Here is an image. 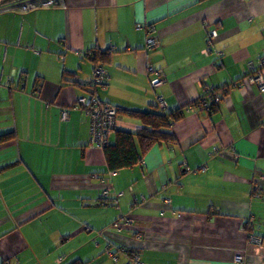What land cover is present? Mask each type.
Segmentation results:
<instances>
[{"label": "crops", "instance_id": "crops-1", "mask_svg": "<svg viewBox=\"0 0 264 264\" xmlns=\"http://www.w3.org/2000/svg\"><path fill=\"white\" fill-rule=\"evenodd\" d=\"M2 9L0 138L14 137L0 142V264H130L119 247L144 264H264V91L239 84L264 58V0ZM149 36L158 47L146 49ZM94 50L110 63L94 66ZM99 66L104 84L88 88ZM199 81L220 94L210 111L187 110ZM90 94L119 110L118 130L140 128L130 111L182 110L169 127L175 142L109 171L72 108Z\"/></svg>", "mask_w": 264, "mask_h": 264}, {"label": "built area", "instance_id": "built-area-1", "mask_svg": "<svg viewBox=\"0 0 264 264\" xmlns=\"http://www.w3.org/2000/svg\"><path fill=\"white\" fill-rule=\"evenodd\" d=\"M59 0H21L17 3L7 5L3 7L2 11H20L27 12L34 8L41 7H51L56 5ZM215 31H210L207 34L208 44L210 43V38L215 37ZM159 40L156 37L149 36L146 42V49H153L159 46ZM106 70L102 67H95L94 69V84H101L106 79ZM148 74H153L154 78L150 81L152 87H158L164 82V78L161 76V72L153 67L148 66ZM245 80L244 84L256 86L261 92L264 91V58L259 60V68L256 72L248 74L243 79ZM239 85V84H233ZM198 87L201 89V96L195 102V104L187 106V110L192 111L196 106L200 110L210 111L212 105H215L220 96L217 90L211 86L206 85L204 82L199 81ZM161 109L164 107V104L160 101ZM74 109H80L84 112L88 120V142L87 146L91 149L102 150L107 143V140L110 138L111 134L116 128L117 123V110L114 106L109 105L108 103L101 102L94 95H84L74 102L72 105ZM67 118L66 111H63L61 114V119L64 121ZM259 186H254V191L257 192ZM106 192H103L105 195ZM120 231V229H117ZM248 242L260 244V238L256 236H249ZM113 257V256H112ZM115 257V256H114ZM137 257H132V264H139ZM243 256H236L235 261H242Z\"/></svg>", "mask_w": 264, "mask_h": 264}, {"label": "trees", "instance_id": "trees-1", "mask_svg": "<svg viewBox=\"0 0 264 264\" xmlns=\"http://www.w3.org/2000/svg\"><path fill=\"white\" fill-rule=\"evenodd\" d=\"M19 1L21 0H7L5 3L1 4L0 6L3 8L7 5H10V4L12 5ZM58 2L56 4H58ZM15 12H18V11H15ZM88 58L94 64V66L106 65L110 63V55L107 52L103 53L98 50H94V51H91V54L88 55ZM243 79L239 83L241 84V86L245 85L244 84L245 80ZM103 84L104 83L94 84L93 80H91L90 83L87 84V86L88 88L89 87L94 88L97 85H103ZM94 94H90V95H94ZM100 101L104 102L102 100ZM116 110H117V117H118L119 110L117 108ZM128 114L139 119V121L141 122V126L135 132L118 130L115 128L110 138L107 140L106 145L102 149L105 163L109 171H120L123 169L133 168L142 162L144 156L155 145H159L162 143H165V144L174 143L175 138L169 132V127L172 122H174L175 120L179 119L182 116V110L178 109L173 112H164L163 110L153 111V112L130 111L128 112ZM13 137H14L13 134L4 135L3 137L0 138V142L11 140ZM106 195L107 193L103 195L101 200H99L100 201L99 205L109 204L105 197ZM116 249L117 251L118 250L123 251L124 254L129 256L130 264H132L131 258L134 256L137 257L138 259L137 261L139 262V264H144L140 260L138 253L136 251L132 249H125L122 247H119ZM115 254L116 253L112 255L115 256ZM69 264H86V263L76 260Z\"/></svg>", "mask_w": 264, "mask_h": 264}, {"label": "water", "instance_id": "water-1", "mask_svg": "<svg viewBox=\"0 0 264 264\" xmlns=\"http://www.w3.org/2000/svg\"><path fill=\"white\" fill-rule=\"evenodd\" d=\"M7 0H0V5L5 3Z\"/></svg>", "mask_w": 264, "mask_h": 264}, {"label": "rangeland", "instance_id": "rangeland-1", "mask_svg": "<svg viewBox=\"0 0 264 264\" xmlns=\"http://www.w3.org/2000/svg\"><path fill=\"white\" fill-rule=\"evenodd\" d=\"M36 231L32 232V235H35Z\"/></svg>", "mask_w": 264, "mask_h": 264}]
</instances>
